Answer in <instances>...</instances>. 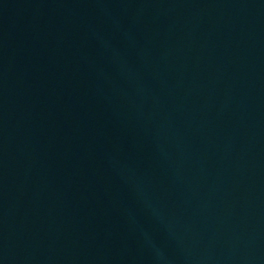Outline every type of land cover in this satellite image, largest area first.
I'll list each match as a JSON object with an SVG mask.
<instances>
[{"label":"water","instance_id":"1","mask_svg":"<svg viewBox=\"0 0 264 264\" xmlns=\"http://www.w3.org/2000/svg\"><path fill=\"white\" fill-rule=\"evenodd\" d=\"M0 264H264V0H0Z\"/></svg>","mask_w":264,"mask_h":264}]
</instances>
